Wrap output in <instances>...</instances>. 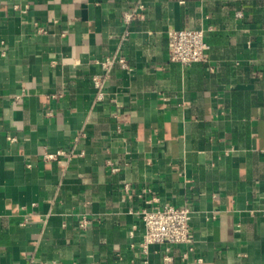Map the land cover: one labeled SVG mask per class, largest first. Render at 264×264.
Returning <instances> with one entry per match:
<instances>
[{
	"label": "crops",
	"instance_id": "1",
	"mask_svg": "<svg viewBox=\"0 0 264 264\" xmlns=\"http://www.w3.org/2000/svg\"><path fill=\"white\" fill-rule=\"evenodd\" d=\"M184 29L205 63L171 62ZM111 56L129 69L99 99ZM165 206L192 209V244L146 254L141 212ZM167 254L264 264V0H0V264Z\"/></svg>",
	"mask_w": 264,
	"mask_h": 264
},
{
	"label": "built area",
	"instance_id": "2",
	"mask_svg": "<svg viewBox=\"0 0 264 264\" xmlns=\"http://www.w3.org/2000/svg\"><path fill=\"white\" fill-rule=\"evenodd\" d=\"M141 8L143 7L141 6ZM15 9L21 13H26L29 6H26L25 9L16 6ZM137 16L136 12H129L125 14L124 21L129 24ZM238 16H241V13H238ZM209 50L210 45L206 41V30L184 29L169 32L168 52L171 62H177L184 66L205 63ZM100 64L105 74L94 76L92 82L98 91V98L103 99L104 81L113 66L118 64L123 69H129V66L126 58L120 56L108 57ZM119 132H121V129H119ZM11 141H15V138H12ZM57 155H64V152L60 151ZM52 157L54 156H47L48 159ZM125 190L129 191L130 186L126 185ZM192 214L193 211L189 207L165 206L162 209L143 210L141 212V219L145 227L141 244L143 252L147 254L149 247L155 244L168 246L192 244L190 225ZM87 224L88 222L84 220L81 227L86 229ZM172 262L173 258L169 254L164 256L163 264H171Z\"/></svg>",
	"mask_w": 264,
	"mask_h": 264
}]
</instances>
